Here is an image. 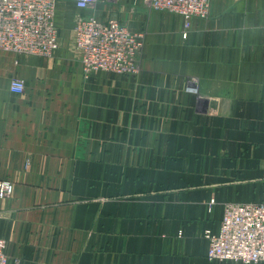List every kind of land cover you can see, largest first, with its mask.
I'll return each instance as SVG.
<instances>
[{
  "label": "crops",
  "instance_id": "crops-1",
  "mask_svg": "<svg viewBox=\"0 0 264 264\" xmlns=\"http://www.w3.org/2000/svg\"><path fill=\"white\" fill-rule=\"evenodd\" d=\"M58 3L52 58L0 52L11 264H243L211 262L204 235L226 204L264 200V0H212L187 38L145 0ZM89 16L144 35L137 75H85L74 26Z\"/></svg>",
  "mask_w": 264,
  "mask_h": 264
},
{
  "label": "built area",
  "instance_id": "built-area-1",
  "mask_svg": "<svg viewBox=\"0 0 264 264\" xmlns=\"http://www.w3.org/2000/svg\"><path fill=\"white\" fill-rule=\"evenodd\" d=\"M81 11L94 10L102 0H73ZM154 11L181 16L184 36L195 18H207L212 0H145ZM55 0H0V52L20 56L52 58L59 45ZM75 48L86 76L104 72L137 75L144 35L131 32L118 21L102 22L95 16L74 26ZM10 91L25 92V82L12 78ZM197 93L196 88L187 90ZM14 194L10 181H0V199ZM213 203V202H212ZM207 256L219 263H264V200L260 203L226 204L217 232L206 231ZM6 242L0 239V264H11Z\"/></svg>",
  "mask_w": 264,
  "mask_h": 264
},
{
  "label": "rangeland",
  "instance_id": "rangeland-1",
  "mask_svg": "<svg viewBox=\"0 0 264 264\" xmlns=\"http://www.w3.org/2000/svg\"><path fill=\"white\" fill-rule=\"evenodd\" d=\"M55 1H56V2L58 1L59 3H61V4H62V7H61V8L64 9V8L67 7V5H68L67 3H69L70 0H55ZM59 3H58V4H59ZM63 6H64V8H63ZM68 9H69V8H68ZM64 10H65V9H64ZM69 25H70V24H69ZM70 26H71V25H70Z\"/></svg>",
  "mask_w": 264,
  "mask_h": 264
}]
</instances>
